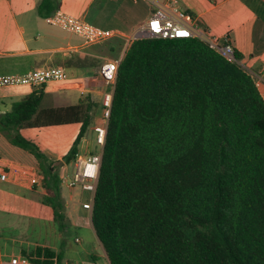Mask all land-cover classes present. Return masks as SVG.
Returning <instances> with one entry per match:
<instances>
[{
    "label": "trees",
    "instance_id": "trees-1",
    "mask_svg": "<svg viewBox=\"0 0 264 264\" xmlns=\"http://www.w3.org/2000/svg\"><path fill=\"white\" fill-rule=\"evenodd\" d=\"M57 6L42 0L39 11ZM240 60L198 37L139 38L127 50L92 211L111 264H264V99ZM77 62L100 69L103 61ZM44 95L32 91L0 112V132L36 159L42 202L64 233L60 162L43 149L58 130L46 138L44 128L64 126L62 159L74 161L95 102L43 106ZM27 129L44 130L35 140ZM62 255L38 245L24 257L53 264Z\"/></svg>",
    "mask_w": 264,
    "mask_h": 264
},
{
    "label": "crops",
    "instance_id": "crops-1",
    "mask_svg": "<svg viewBox=\"0 0 264 264\" xmlns=\"http://www.w3.org/2000/svg\"><path fill=\"white\" fill-rule=\"evenodd\" d=\"M52 1L58 6L51 14L62 9L123 34L132 33L148 19L141 18L139 14L140 4L144 0ZM41 2L0 0V75L25 74L35 68L49 66L71 70V79L51 82L43 89L44 98L48 97L52 102L49 106H58L77 104L82 98L90 96L95 102L93 123L82 139L79 151H82L85 143L86 147H95L94 126L100 122L107 86L99 77L98 67L87 63L81 65L77 60L81 57H95L103 61L120 58L123 42L119 39L109 42V46L115 47L110 53L104 50V45L86 46L79 35L50 24L47 17L51 14L42 15L39 11ZM179 6L193 14L196 31L219 41L229 36L235 54L241 57L242 66L251 73L264 99V0H179ZM31 92L28 86L0 87V112L8 111L14 100ZM44 129H27L24 133L38 140L39 132ZM45 132L48 138L51 132ZM56 139L43 149L49 158L62 159L63 154L55 150L61 147L62 141L59 136ZM0 158L8 167L7 178L0 179V264H13L14 258L22 259L25 253L38 245L63 253L61 263L53 264L91 259L103 261L107 258L94 229L92 214L83 207L91 197L89 192L82 190L80 195L84 199L79 202L65 199L71 224L76 229L83 225L85 230L76 234L75 242H64V233L54 220L52 208L42 202L45 189L35 185L33 174L37 171V161L34 156L13 146L0 132ZM70 191L74 192V189ZM4 233L9 237L3 239ZM34 233L42 239L41 243L29 238ZM77 238L80 241H76ZM27 264L35 263L29 261Z\"/></svg>",
    "mask_w": 264,
    "mask_h": 264
},
{
    "label": "built area",
    "instance_id": "built-area-1",
    "mask_svg": "<svg viewBox=\"0 0 264 264\" xmlns=\"http://www.w3.org/2000/svg\"><path fill=\"white\" fill-rule=\"evenodd\" d=\"M153 8L152 15L146 22L139 25L132 33L123 34L115 29L104 28L96 25L85 18L77 17L67 13L62 9L56 10L47 17L50 24L57 25L64 30L73 32L83 39L86 46L105 43L114 38L123 40V52L120 58L105 59L99 69L100 76L103 78L107 89L102 100V112L100 122L94 126L95 140L99 149L93 152L79 151L73 161V176L63 175L61 183L74 189L80 187L83 191L91 194L88 202L83 204L85 209L93 211L95 195L100 174V167L103 159V151L106 143L108 125L113 105L118 68L127 50L134 40L146 37L157 38H188L198 37L215 49L219 54L230 61L235 60V49L230 42L229 36H225L223 41L196 31L194 27V16L188 11H184L179 6V0H148ZM69 79L67 70L62 66L41 67L30 70L25 74L0 75V87L28 86L32 91H40L51 82H65ZM8 171L0 158V179L7 178ZM34 176V175H33ZM35 178V184L40 182ZM76 241H80L77 238ZM27 257L22 259L14 258L13 264L29 263ZM69 264H111L106 258L100 260H82Z\"/></svg>",
    "mask_w": 264,
    "mask_h": 264
},
{
    "label": "rangeland",
    "instance_id": "rangeland-1",
    "mask_svg": "<svg viewBox=\"0 0 264 264\" xmlns=\"http://www.w3.org/2000/svg\"><path fill=\"white\" fill-rule=\"evenodd\" d=\"M152 11H153V8L150 4L149 1L147 0H144L143 2H141L140 4V8H139V14H140V17L145 19V18H148L150 15H152ZM102 25V24H100ZM102 26H105V25H102ZM105 28V27H104ZM114 39H119L123 42L122 39L120 38H114ZM113 40V39H112ZM112 40H109L105 43H102V44H98V45H101V46H106L104 47V50H106L107 53H110L109 51L113 48H115L114 46H109V42H111ZM122 47V46H121ZM103 61V59H101ZM98 67V66H97ZM98 69V68H97ZM68 74H69V79H71L73 76V72L70 70L67 71ZM18 99V98H17ZM20 99V98H19ZM15 101V100H14ZM52 102L50 100H48V97L44 98L43 102H42V105L43 106H49V104H51ZM58 104H61V103H58ZM51 131H54V130H58L57 132V137L58 135L60 134V136H63V134H65V136L61 139L64 140H67L68 137H70V135L68 133H66V131L64 130V126L63 127H53V128H50ZM49 129V130H50ZM73 128L69 126V130H72ZM52 136V134H50V137ZM90 136H92V134H90ZM53 137V136H52ZM53 140L56 141V137H53ZM82 147V145H81ZM62 147H57L55 150H58V152H61V149ZM96 148L99 149V146L98 144L95 145V147H86V143L85 145L83 146L82 151L84 152H93V151H96ZM63 156V155H62ZM63 158V157H62ZM50 160L52 161H57V162H60L58 163L60 165L59 167V174L60 176H63V175H69V177H72L73 176V171H74V168H73V161L70 162V163H66L63 161V159H54V158H49ZM62 193H63V198L64 200L66 199L67 201H70V202H79L81 201L82 199V196L80 195L81 192H82V189L80 187H75L74 188V192H71L69 187H67L65 184L62 185ZM85 230L84 226H80L78 229H76L72 224H70V226L67 228V230L64 232V239L63 241L64 242H75L74 238L76 236V234L79 232V233H83ZM33 235V236H32ZM3 239L6 238V237H9V235L7 233H4L3 234ZM30 239H32V241H36L37 243H41L42 239H39L38 237V234L37 233H34V234H31ZM40 241V242H39Z\"/></svg>",
    "mask_w": 264,
    "mask_h": 264
}]
</instances>
